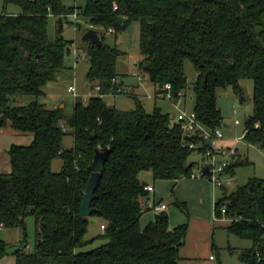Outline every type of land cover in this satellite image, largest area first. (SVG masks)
I'll return each mask as SVG.
<instances>
[{
  "label": "trees",
  "instance_id": "1",
  "mask_svg": "<svg viewBox=\"0 0 264 264\" xmlns=\"http://www.w3.org/2000/svg\"><path fill=\"white\" fill-rule=\"evenodd\" d=\"M4 2L16 4L21 12L0 15V126L31 135L33 142L12 146V172L0 174V231L14 228L23 233L12 253L0 239V261L12 255L15 264H180L188 222L171 227L164 211L142 224L152 211L145 210L151 193L143 182L192 179L196 163L191 155L206 158L211 145L199 134L185 135L176 116L161 108L149 113L136 96L135 108L129 111L107 104L101 96L126 91L117 83L124 53L106 34L113 30L116 38L139 23L138 67L156 98L164 99L167 84L175 101L190 95L198 121L211 133L225 121L219 91L232 88L242 99L241 80H253V111L245 121L243 139L264 150V0H86L83 7H66L63 0ZM75 12L84 23H70L79 31L84 26V32L97 31L103 42L98 47L84 41L87 77L100 86V95L86 102L77 99L67 115L62 106L50 109L39 99L67 70L65 58L73 41L63 35L64 22ZM53 18L58 22L51 39ZM187 60L197 72L192 83L185 73ZM27 97L34 100L23 102ZM67 136L74 138L71 149L64 146ZM185 143L202 147L191 150ZM96 150H108L109 156L92 203L95 212L82 217L81 202L92 174L88 168ZM59 159L63 167L55 172L53 163ZM246 164L230 163L226 174L233 176ZM174 205L189 216L186 203L175 200ZM225 207L231 219L227 231L252 242L240 261L264 264V179L252 178L232 192L222 187L214 207L217 218ZM29 218L36 225L33 252L26 250ZM91 219L104 222V234L97 237L104 244L83 252L95 241L85 238Z\"/></svg>",
  "mask_w": 264,
  "mask_h": 264
},
{
  "label": "rangeland",
  "instance_id": "2",
  "mask_svg": "<svg viewBox=\"0 0 264 264\" xmlns=\"http://www.w3.org/2000/svg\"><path fill=\"white\" fill-rule=\"evenodd\" d=\"M63 3L66 7H71V6L83 7L86 4V0H63ZM4 12L9 14H17L21 12V9L14 3L5 6L4 0H0V15H2ZM79 20L81 21V23H84V21H82L81 19ZM57 22L58 20L55 18L51 19L50 21L49 37L51 39H54L56 36ZM70 22L73 23L75 22L73 20V17H70L68 21L64 22L65 25L63 32L64 37L67 40H76L81 47L83 46L85 47L82 37L86 29V26H84L83 30L79 31L76 28V25L71 24ZM108 42L112 43L111 38L108 39ZM121 47L123 48L124 45H122ZM71 49L72 50L70 54L67 55L65 58V64L66 66L72 67L74 71H76V75L72 80V84L73 82H75L76 85L78 86V89L80 91H83L84 90L83 85L86 80L85 78H86V72L88 71L89 68V62L88 60H86L85 55L82 56L78 62H75L76 60L73 53L75 47L74 48L71 47ZM132 55H134L133 57L134 59L138 58V55H136V53ZM140 72H138L139 75H141ZM185 73L190 83L195 81L197 77V72L193 64L189 60L185 62ZM240 86L242 88L243 100L239 95H236L234 93L232 88H229L227 90H220L219 99H218V105L222 110L223 117L225 119L224 126L221 129L224 135L223 143H225L226 145H230L229 148H232L234 151L238 149V152L237 153L235 152L236 154L235 157L234 155H232V157L230 155L218 156L217 160L220 163H233L237 161L247 162L246 165L238 167L233 176L227 175L225 178H223L224 184H226L227 180L234 179V182L231 185V187L227 188L230 192L234 191L239 186L246 185L248 181L252 178L264 179V150L256 146L249 145L243 139L244 130H245V121L248 119V117L251 116L253 111L254 82L251 79L241 80ZM66 88L67 87L62 86V89L60 91L63 92L64 96L66 97L65 99L66 101L65 103L67 104L66 113L72 114V105L74 102V97L66 93ZM144 91L145 90H143V93ZM145 93L147 92L145 91ZM145 103H146V109L149 113H151L155 108V106H157L166 113L175 114L174 107L164 99H158L156 102L155 100L148 99L145 101ZM116 106L120 110L121 109L132 110L135 108L133 100L129 97L118 98L116 100ZM184 107H186V110H191L193 108V101L190 100V95H188L186 99H183L182 108L184 109ZM234 110H236V113H234ZM236 120L240 121L239 125H234V122ZM225 125H227L228 127H225ZM69 139L71 140V138ZM219 144L220 143H217V146ZM60 161H61L60 159L57 160V163ZM190 161L196 163L194 174H198L200 168L208 164V159H206L197 152H194L191 155ZM201 180L206 181L211 186L212 199L210 200V204H208V207L211 205L210 218H212V215L214 213L213 210L214 202L212 203L214 197L213 195L215 194V198H219L221 196V187H215L209 178H201ZM169 182H162V183L159 182L161 184L158 185L156 188L154 184L157 185L158 182L154 183L150 178H148V183L151 186H153V188L157 189L156 192H158V194L161 191H164L163 198L166 204L169 206L168 213L171 215V211H172V215L174 213L176 217H180V218L185 217L186 218L185 223L192 221V231H194L195 220L197 217H202V210L205 209V206L204 207H202L201 205L198 206L199 203H196V201L188 202L187 204L188 215H189L188 217L189 219H188L186 217V214L174 205V201L177 200V197L175 195V192L172 194L173 186L172 188H170ZM171 183L173 184V182ZM166 184L168 186H166ZM153 199H154V193H151V200L153 201ZM152 212L155 213L154 211ZM144 220L145 218L141 220L142 224H144L143 223ZM102 223L104 222L101 219H98L96 224L89 225V231L85 238L87 240L95 239V241L89 246H87L85 249H83V252L91 251L104 244V241L97 238L100 235L104 234V231L101 229ZM27 224H28L27 234H28L29 247L26 250L28 252H33L35 250V245H36L35 219L29 218ZM214 225L215 227L212 226L214 231L213 242L216 245V247L214 251L211 253V256H213L215 259L214 261H212V264H244L240 261V255L244 250L252 247V242L248 240L240 239L230 234L226 229V226L228 225L227 221H215ZM22 238H23V233L20 229L5 228L0 231V239L4 240L9 244L10 253L14 252L19 247ZM10 259H7L8 263L5 262V259H2L0 264H14L13 260Z\"/></svg>",
  "mask_w": 264,
  "mask_h": 264
},
{
  "label": "crops",
  "instance_id": "3",
  "mask_svg": "<svg viewBox=\"0 0 264 264\" xmlns=\"http://www.w3.org/2000/svg\"><path fill=\"white\" fill-rule=\"evenodd\" d=\"M86 32H84L83 36L85 35ZM140 33H141L140 24L133 23L126 32L120 34L116 38L114 36L115 32L108 31L106 34L107 37L111 38L112 43L116 44L124 53L118 61L117 70H118L119 77L117 79V83H120L122 90L126 92L124 94H118V95L110 94V95L104 96L105 101L110 106H114L117 108L116 100L122 97H129L133 100V96H136L144 102L145 107H146L145 101L148 99L155 100V102L158 99H162V98H156L154 94L153 86L148 84L145 81V79L142 82H140L138 78L135 76V74H138V72H140L139 67H138V63L140 59L139 58L140 56ZM82 40H83V37H82ZM70 41H73V45L71 47L72 48L75 47V49L73 50V53H74V57L76 60L75 62H78L81 59V57L85 55L84 46L81 47L77 43L76 40H70ZM122 45H124L125 49L124 47L123 48L121 47ZM135 53L136 55H138L137 59L133 58L134 55L132 54H135ZM89 67H90V64H89ZM87 73L88 71L86 72V78H85L86 80L83 85L84 90L80 91L75 82H73L72 84V80L74 79L76 75V71H74L72 67L67 66V70L60 75L59 79L56 82L51 83L47 86L45 90L46 95L44 97H41L39 101L45 104L50 109L62 106L65 108V111H66V108H67V104L65 103L66 97L64 96L63 92H61L60 90L62 89V86L67 87L66 93L73 96L71 93L68 92V89L71 85L75 84L79 96L78 98H75L73 96L74 97V102L72 105V113H73L74 105L77 99L81 98L86 102L88 101L89 98L93 96H99V94L95 90L97 84L91 83V81L87 77ZM140 74L142 75L141 72ZM143 90H145L147 93H145V91L143 93ZM33 100H34L33 98L27 97L23 99L22 101L31 102ZM133 102L135 106V101L133 100ZM168 103H170V105L174 107V105L171 102H168ZM184 109H186V107H184ZM192 110L193 108L189 111H192ZM123 111H129V109H125ZM235 112L236 110H234V113ZM176 114H177V111L175 109V114L173 113L171 115L176 116ZM67 115H71V114H67ZM234 125H237V124L234 122ZM225 127H228V126L225 125ZM69 138H71V140ZM32 142H33V136L18 133L10 127L3 128L0 126V174H10L12 172L11 159L9 156V150L11 149V147L14 145L29 146L32 144ZM218 143H220L218 145V148L224 149L227 151L232 150V148H229L230 145H226L225 143H223V140ZM64 146L67 149L73 148L74 138L72 136L65 137ZM235 152L237 153L238 149H236ZM62 167H63L62 160L58 163L56 160L53 163V170L55 172H60L62 170ZM159 182L161 183L169 182V180H164V181H159ZM159 182L157 183V185L154 184L156 188L158 185L161 184ZM171 182H173V184ZM171 182H169L170 183L169 187L172 188L173 186L172 190L173 192H175L177 200L180 203L188 204V202L196 201V203H199L198 206L199 205H201L202 207L205 206V209L202 210V217H197L195 220L194 231H192V221L188 222L189 230H188L187 238H186L184 246H182L180 249V257H181L180 264H212V261H214L215 259L213 256H211V253L214 251L216 245L213 242V235H214L213 227H215L214 225L215 224V220H214L215 212L213 213L212 218H210L211 217V210H210L211 205L208 207V204H210V200L212 199L211 198L212 196L211 186L209 183H207L206 181H202L201 179H182L177 182H174V181H171ZM166 186L168 185L166 184ZM153 189H154L153 201H159L161 203L166 204L163 198L164 191H161L158 194V192H156L157 189L155 188ZM213 196L214 197H213L212 203L214 202L213 207H215V202L218 198H215V194ZM154 216H155V213H153L152 211L147 212L143 216V219L145 218V220L143 221L144 225L153 221ZM185 222H186L185 217H182V218L176 217L174 213L172 215V211H171L170 223L172 227H175L179 224H183ZM96 223H97V220H96ZM101 225H104V224H101ZM10 258L13 260L15 264V257L12 255L5 257L4 258L5 262L8 263L7 259H10Z\"/></svg>",
  "mask_w": 264,
  "mask_h": 264
},
{
  "label": "built area",
  "instance_id": "4",
  "mask_svg": "<svg viewBox=\"0 0 264 264\" xmlns=\"http://www.w3.org/2000/svg\"><path fill=\"white\" fill-rule=\"evenodd\" d=\"M71 17H73V20L75 22H79L77 12H75ZM110 32H114V31L110 30ZM135 76L138 78V80L140 82H142L144 80L142 75L135 74ZM95 90L100 95V86L99 85L96 86ZM164 90H165L164 99L168 102H171L174 105V107L177 111L176 122H178L182 125V129L184 131V134L189 135V136L199 134L206 141H208V143H210V145H211V148H209L206 151V158L208 159V165H210V174L207 177L211 180V182L213 183V185L215 187H221V188L222 187H225V188L231 187V185L234 182V179L227 180L226 184H224V180H223V178H225L227 176L226 170H227L228 166L230 165V163H220V162H218L217 158H218V156L235 155V151L233 149L230 151L229 150L227 151V150L218 148L217 143L224 140V135H223L221 129H217L214 133H211L210 131H208L198 121L197 115L193 110L189 111V110L182 108V98L179 101L174 100L173 94H172L171 84H167L165 86ZM68 92L71 93L75 98H78V96H79L75 84L71 85L69 87ZM121 93H122V91L119 90L118 93L114 94V95H118ZM180 96H183V95L180 94ZM101 97H104V96H101ZM235 123L237 125H239L240 121L236 120ZM183 147H188L191 150H198L202 146L194 144V143H192V144H186L185 143V144H183ZM201 178H203L202 170L198 174H194L192 176V179H201ZM145 190L149 191L150 193L154 192L153 187H151L150 185L145 187ZM148 209L154 211L155 213H160V212L168 211L169 206L167 204H164V203L155 204L154 201H152L150 199L146 203L145 210H148ZM215 221L231 222V219L227 216L226 207L223 208V210H222V217L221 218H217L215 216ZM105 228H106L105 225H101V229L103 231L105 230Z\"/></svg>",
  "mask_w": 264,
  "mask_h": 264
},
{
  "label": "water",
  "instance_id": "5",
  "mask_svg": "<svg viewBox=\"0 0 264 264\" xmlns=\"http://www.w3.org/2000/svg\"><path fill=\"white\" fill-rule=\"evenodd\" d=\"M90 41L91 43L97 45L98 47L102 46L103 42L98 35L97 31L91 29L85 33L83 36V41ZM64 108V107H62ZM210 145V143H208ZM109 156V151H100L96 150V154L91 166L88 170L92 173L90 180L87 185V189L83 195L81 207H80V215L82 217H91L95 212V209L92 208V203L96 199V191L100 186L102 172L104 171V166ZM149 173L142 172V176H146ZM210 174V165H205L202 169L203 177H206ZM222 176V175H221ZM143 186H149L147 181L143 182ZM90 224H96V221L91 219Z\"/></svg>",
  "mask_w": 264,
  "mask_h": 264
}]
</instances>
